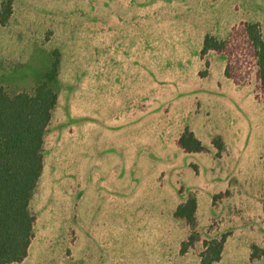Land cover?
I'll use <instances>...</instances> for the list:
<instances>
[{
  "label": "rangeland",
  "instance_id": "1",
  "mask_svg": "<svg viewBox=\"0 0 264 264\" xmlns=\"http://www.w3.org/2000/svg\"><path fill=\"white\" fill-rule=\"evenodd\" d=\"M7 1L0 88L31 94L54 69L48 86L57 96L19 264H200L214 240L227 242L215 264H264L249 229L263 228L248 217L250 192L264 191V115L250 126L252 140L212 139L213 161L231 178L223 193L198 185L208 180V156L179 146L199 119L219 127L199 97L210 65L205 37L221 47L209 52L228 60L227 72L254 68L246 26L257 25L264 41V0H0V14ZM256 93L264 101L260 86ZM107 158L110 213L89 194L107 180L99 168ZM190 184L204 192L192 225L175 217L196 200Z\"/></svg>",
  "mask_w": 264,
  "mask_h": 264
},
{
  "label": "trees",
  "instance_id": "2",
  "mask_svg": "<svg viewBox=\"0 0 264 264\" xmlns=\"http://www.w3.org/2000/svg\"><path fill=\"white\" fill-rule=\"evenodd\" d=\"M11 11V1L2 5L0 23L5 25ZM254 47L258 77L264 92V41L255 24L246 26ZM221 47L206 36L202 53ZM54 69L31 94L8 95L0 88V264H19L26 257L33 237V217L28 206L43 170V144L57 96L48 86L54 79ZM186 153H201L203 146L185 130L179 139ZM196 203L190 199L178 207L175 217L194 223ZM224 241H211L200 255V264L220 261Z\"/></svg>",
  "mask_w": 264,
  "mask_h": 264
},
{
  "label": "crops",
  "instance_id": "3",
  "mask_svg": "<svg viewBox=\"0 0 264 264\" xmlns=\"http://www.w3.org/2000/svg\"><path fill=\"white\" fill-rule=\"evenodd\" d=\"M0 26L4 25H1L0 23ZM216 37L219 38V36ZM209 51L205 54V56L209 57L210 60L208 74L206 77L208 83L206 87L207 94L206 96L200 94L199 97L201 99L200 102L202 106H204L203 101L205 100L207 107L215 115L216 123L219 127L204 129V121L199 119L197 123H195L197 125L189 127L188 129L189 132L193 134L194 138L199 141L201 145L203 144L205 146L203 152L190 154H200L201 156H208L207 158H209L208 169L210 172L208 180H206V183L201 181L198 185H200L201 188H207V190L216 189L217 193L220 194L229 189L231 178L228 174L223 173V171L217 168L213 161L216 153L213 150H208V148L211 149L212 139L215 136H218L225 144L228 141L231 142L229 143L230 146L233 145V141L252 140L254 138V131L250 126L253 128L257 127L256 123L258 121L259 114L264 115V101L257 99L256 88L257 86H260L261 88V84L258 77V66L255 55L252 57L254 68L252 67L251 69H248L251 71L253 70V73L250 74L247 69L241 68L239 70V68L236 67H232V69L227 72L228 60L222 54L214 56L211 55V52ZM253 76H255V78H253ZM261 91L263 92L262 88ZM241 127L242 130H240ZM235 145L241 147L239 142L235 143ZM112 166L113 164L109 162L108 158L105 165H99L103 176H106L107 180H104L100 187L93 185V187H91V191L89 192L91 200L95 203L98 201L100 203L103 199L105 200V205H107L105 209L106 213L111 212L110 203L112 201V197L107 196L106 192L108 193L112 186ZM126 167L127 166L125 165V171ZM236 172H238V169H236ZM94 178L96 181L99 180L98 175ZM119 185L120 190L126 187V183L119 182ZM189 187L196 193V200H194L195 203H199L204 200V192H202L201 189H195V185L193 184H190ZM99 188L105 191L101 193L103 194L101 197H99ZM190 192L192 191L190 190ZM259 194L261 197H256L255 192H250L251 198H249V200L254 203V207L257 206L256 208H258V211L252 207L251 212L248 213V217L250 221H257L258 226L263 229H260V232L258 233H256V229H258L256 225L249 229L254 235L255 245L259 246V248L264 251V211L260 210V206H264V191L259 192ZM226 243L227 242L223 243V257L226 249ZM262 260H264V256L260 261Z\"/></svg>",
  "mask_w": 264,
  "mask_h": 264
}]
</instances>
